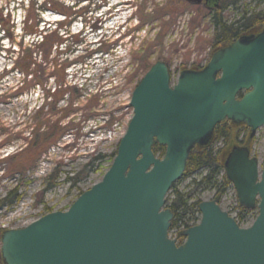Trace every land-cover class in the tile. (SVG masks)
Returning <instances> with one entry per match:
<instances>
[{
    "label": "water",
    "instance_id": "obj_1",
    "mask_svg": "<svg viewBox=\"0 0 264 264\" xmlns=\"http://www.w3.org/2000/svg\"><path fill=\"white\" fill-rule=\"evenodd\" d=\"M129 106L132 118L101 181L66 211L5 230L2 264H264V164L259 172L249 148L264 126V29L215 50L202 69L182 70L173 86L165 64H153ZM224 121L248 129L244 145L225 156L223 171L239 207L256 208L257 216L240 228L218 198L201 202L199 222L178 245L168 237L173 215L165 198L192 149L208 147ZM154 145L164 147L162 158Z\"/></svg>",
    "mask_w": 264,
    "mask_h": 264
},
{
    "label": "rangeland",
    "instance_id": "obj_2",
    "mask_svg": "<svg viewBox=\"0 0 264 264\" xmlns=\"http://www.w3.org/2000/svg\"><path fill=\"white\" fill-rule=\"evenodd\" d=\"M20 1L0 0V11L4 15L12 14L15 28L14 43L7 39L0 43L5 49L0 53V94H4L0 96V201L17 187L21 196L13 206L0 208L3 232L22 229L51 212L66 211L79 194L101 181L132 118L129 106L132 91L148 68L157 62L164 63L171 85H175L182 70L203 68L209 62L214 52V12H218L216 16L223 23L231 24L245 12L250 14L264 8V0H240L235 5L231 4L232 0H226L220 3V10L211 12L184 0H105L104 4L100 0H59L70 8L69 32H80V53L93 51L86 65L67 69L66 83L83 85L88 99L93 95L97 97H92L91 102L81 101L78 108H74V114L61 120L70 123L69 134L38 157L26 147L37 120L34 110L49 102V99L45 102L44 90L52 93L57 83L50 70L34 91L22 96L14 92L21 79L16 70H12L11 51L17 48L21 21L30 0H22L23 6ZM41 18L42 29L62 20L63 16L47 11ZM99 43L109 48V53L102 57L94 53ZM62 106L60 102L58 108ZM60 115L50 120L54 122ZM220 144H214L213 150ZM249 148L251 156L258 160L260 172L264 164V126L258 129ZM22 150L26 151L23 156L27 161L24 172L7 175L8 156ZM72 178L75 186L69 181ZM194 178L199 177L190 179ZM190 179L181 180L177 188L187 191ZM198 197L201 202L211 201L214 193L203 191ZM216 198L219 208L236 220L242 207L238 205L232 185ZM244 210L248 214L241 228L249 227L257 216L256 208ZM184 231L182 228L169 230L168 237L176 243L184 242Z\"/></svg>",
    "mask_w": 264,
    "mask_h": 264
},
{
    "label": "trees",
    "instance_id": "obj_3",
    "mask_svg": "<svg viewBox=\"0 0 264 264\" xmlns=\"http://www.w3.org/2000/svg\"><path fill=\"white\" fill-rule=\"evenodd\" d=\"M225 1L221 0V4H224ZM100 2L104 4L105 0H100ZM238 2L240 0H232L231 4L235 5ZM37 3H39V0L28 2L21 21V33L17 48L11 51V54L14 56L12 70H16L21 79L19 86L14 91L17 96L28 94L34 91L36 86H41L44 74L50 70H52L51 76H54L57 83V88L52 93L49 90H44L45 102L48 99L49 102L34 110V116L37 120L31 132L32 137L26 143L27 150L30 153H36L40 157L50 147L55 146L65 135L69 134L70 123H62L61 120L74 114V108H78L81 101L91 102L92 97L95 99L97 95L90 96L88 99V93L84 90L83 85L76 82L66 83L67 69L70 67H83L88 59L92 58L91 54L93 53V51L87 53L86 50L80 53L79 46L82 43V39H79L80 32L77 34L69 32V26L72 23L68 11L70 8L59 3V0H43L39 5ZM20 5L23 6L22 0ZM220 8L221 6L213 11H218ZM47 11L59 14L63 16V19L41 29V15ZM214 14L219 15L218 12H214ZM216 15L213 17V28L215 30L214 51L228 46L242 36L256 34L264 29V8L250 14L245 12L231 24L223 23L222 19ZM11 18L12 14L10 12H6L4 15L0 11V43L4 39H7L11 44L14 43L13 29L15 28ZM3 50L5 49L0 44V53ZM95 52L102 57L109 53V48L105 47L104 43H99L94 50ZM195 69L200 70L201 67ZM3 95V93L0 94V96ZM60 102L63 103V106L58 108ZM88 109L91 108L88 107ZM58 113H61L58 119L54 122L51 121L50 118ZM247 135L248 130L245 126L224 121L215 127L212 142L208 147H194L192 149L182 178L171 186L170 193L166 197V207L173 215L170 231L180 228L187 230L199 220L198 206L201 203L198 197L199 193L203 191L213 192L214 198L223 195L230 185L223 174V160L233 147L244 145ZM216 143L221 144L213 150L212 147ZM25 152V150H22L13 156H8L7 161L10 164L6 171L7 175L24 172L27 163L23 156ZM152 152L156 157L162 158L165 149L154 145ZM196 176L199 178L190 179ZM187 179H190L187 191H180L177 188L178 184L181 180ZM69 181L75 186L76 181L74 182L73 178ZM20 198L18 187L14 188L6 195L5 199L0 201V208L2 206L11 207ZM239 211L236 222L243 225L248 211L242 208H239ZM2 232L0 230V238ZM175 233L179 234L180 231ZM182 242L178 244L180 245Z\"/></svg>",
    "mask_w": 264,
    "mask_h": 264
},
{
    "label": "flooded vegetation",
    "instance_id": "obj_4",
    "mask_svg": "<svg viewBox=\"0 0 264 264\" xmlns=\"http://www.w3.org/2000/svg\"><path fill=\"white\" fill-rule=\"evenodd\" d=\"M214 0H209L208 2H205V1H202L199 5H196V6H202L203 8H205L206 10L208 11H212L213 9H216V8H211V2H213Z\"/></svg>",
    "mask_w": 264,
    "mask_h": 264
}]
</instances>
